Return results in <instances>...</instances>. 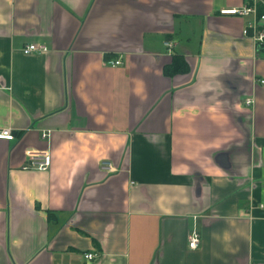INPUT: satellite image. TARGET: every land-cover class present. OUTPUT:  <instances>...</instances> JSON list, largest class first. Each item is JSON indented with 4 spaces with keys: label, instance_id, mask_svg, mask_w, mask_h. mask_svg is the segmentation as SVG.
<instances>
[{
    "label": "crops",
    "instance_id": "obj_1",
    "mask_svg": "<svg viewBox=\"0 0 264 264\" xmlns=\"http://www.w3.org/2000/svg\"><path fill=\"white\" fill-rule=\"evenodd\" d=\"M249 1L0 0V264H264Z\"/></svg>",
    "mask_w": 264,
    "mask_h": 264
},
{
    "label": "built area",
    "instance_id": "obj_2",
    "mask_svg": "<svg viewBox=\"0 0 264 264\" xmlns=\"http://www.w3.org/2000/svg\"><path fill=\"white\" fill-rule=\"evenodd\" d=\"M263 6V11H259V7ZM223 14H231L236 16L252 15L253 21L248 22V25L244 28L245 35L253 39L257 47L264 49V0H251L248 3L242 4L239 7L225 8L220 10ZM165 44L171 47L170 40H166ZM48 48L43 43H29L22 48L23 53L29 54L33 52H45ZM107 62L112 65H118L121 63L119 59H109ZM262 83L264 80H260ZM252 103V98H246V104ZM0 138L12 140L15 138L13 132L9 128L0 129ZM50 163V156L48 153L36 155L28 154V161L26 167H33L38 170H46ZM102 168L107 171H114V167L110 161H103ZM201 237L200 232L196 228H192L188 234V246L195 249L200 245ZM94 256L91 252L85 253V258L91 259Z\"/></svg>",
    "mask_w": 264,
    "mask_h": 264
},
{
    "label": "trees",
    "instance_id": "obj_3",
    "mask_svg": "<svg viewBox=\"0 0 264 264\" xmlns=\"http://www.w3.org/2000/svg\"><path fill=\"white\" fill-rule=\"evenodd\" d=\"M259 11H263V8L260 6ZM109 55H106L108 57ZM183 68H185V62L182 61V58H175L171 65L166 69L169 73H174L176 71H181Z\"/></svg>",
    "mask_w": 264,
    "mask_h": 264
}]
</instances>
